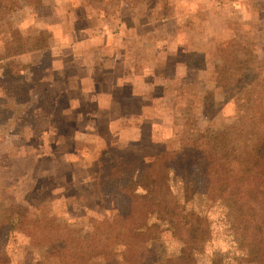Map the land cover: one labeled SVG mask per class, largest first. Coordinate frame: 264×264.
<instances>
[{"label": "rangeland", "instance_id": "obj_1", "mask_svg": "<svg viewBox=\"0 0 264 264\" xmlns=\"http://www.w3.org/2000/svg\"><path fill=\"white\" fill-rule=\"evenodd\" d=\"M263 108L264 0H0V264H60L45 231L92 251L91 221L102 231L118 209L98 182L209 145L240 116L246 129ZM156 163L159 195L142 178L148 204L125 201L130 216L100 237L117 264H264L245 205H232L242 185L221 197L219 164L168 182Z\"/></svg>", "mask_w": 264, "mask_h": 264}, {"label": "trees", "instance_id": "obj_2", "mask_svg": "<svg viewBox=\"0 0 264 264\" xmlns=\"http://www.w3.org/2000/svg\"><path fill=\"white\" fill-rule=\"evenodd\" d=\"M249 119L251 122L246 129V123L243 124V122L247 119H245L244 116H240L236 122L238 126H230L228 128L229 131H224L221 134H212V136H210L212 139L209 145L207 144V142L205 143V145L196 144L192 149H189L182 153H178L177 155H173L172 157H169V154L161 155L154 161V163H151L148 166H146L145 162L141 160V165L138 169L130 166L132 174L124 175V172H120L118 170L117 176L115 178H106L104 183L98 182V188L100 189L101 194L109 195V191H114V198L118 201L117 213L115 214L116 216H114L115 219L110 220L106 223L104 222L106 225L104 224L105 228H103L102 231L98 226L99 224H103L102 222L98 224L97 221H91V223L94 222L91 225L95 227V234H97L98 232L100 233V235L99 237H96V239L93 238L94 241H90V243L86 245V247L92 248V251L88 253L87 250L82 247L84 245L81 244L82 241L80 244L73 247H71L67 243V234H70L69 231L64 230L65 236L63 235L60 237L49 234L48 231H45L44 236H42L41 238L46 242L47 256L54 258L56 257L57 259H59L60 256V264H84L97 258H106V264H117V256H120V254L117 253L115 255L117 258L112 256V254L109 255L106 241H103L100 237L103 235L104 237L106 235H109L110 237L113 236L111 233L117 230V220L121 219L122 214L124 213L130 216L132 210L128 208L129 206L127 207V202H133V205H135V202H138L139 200H142V202H144V200H149L139 194L138 187L136 185L142 178H146L150 181L149 185L147 183L148 189L146 191L149 195V198L153 200L154 196L157 195V193L159 195L158 188L156 187V190L154 189V180L160 177V175H156L155 171V167L157 164L156 162L158 161L160 162L161 166L160 172L163 173V178H166L168 182L170 181L172 176H174L175 178H181V174L185 173L183 169H188L189 174L187 176L194 177L196 173L203 174L206 173V171H209V163L213 166H215L214 163L219 164L222 177H225L221 180L222 184H225V186L221 189V197L224 191L229 190L233 192L236 187V183L243 186L244 192L240 193L238 202L234 204L235 202L232 203L230 199L229 202L231 201L230 203H232L235 211L242 209L240 206V202L245 205L246 216L249 217V222L245 225V227L247 228V230H250L251 228L253 230H256L259 233L261 241H264V198L262 199L264 193L259 192L260 186L258 188L254 187L258 182H264V108L261 110L258 118L249 117ZM248 134H252L250 136L251 138L248 137L245 140L244 135ZM221 138L225 140V144L224 147H220L219 150L216 147L220 145ZM231 142L232 144H235L234 149L232 150V155L229 154L228 149L225 150L226 145H229ZM220 157L221 163H218V159ZM136 160L137 159H130L129 161L130 163H135ZM189 164H191V166ZM146 170L147 173H143ZM228 175L231 176L228 177ZM197 179L199 180L200 178L197 177L193 181L195 182L197 181ZM227 180L229 181L227 182ZM234 198L236 200L235 196ZM125 201H127L126 204ZM144 203L148 204L147 202ZM261 205L262 208L260 207ZM167 209L168 208H165V210ZM262 210L263 212H261L260 214H263V216H260L259 212ZM169 213L171 212L169 211ZM151 214V211L145 213V221H148V223ZM160 220L157 224L154 225V227H160V223L165 222L161 218ZM148 223L147 227H149L150 225ZM122 228L125 229V226H123ZM109 230L111 232L107 233ZM130 232L131 233L129 234V237H127V239H125V241L122 243V247L125 250H128V255L124 258L126 261L132 259L130 254L133 255V252L137 247V243H140V240H138V238L139 234L143 232V229H131ZM59 241H61L62 244H59ZM152 242L157 243L158 240L153 239ZM125 250H123L124 254ZM259 259L264 263V253L260 256V258L259 256H257L255 260L257 261ZM7 261L8 260L4 262L6 263Z\"/></svg>", "mask_w": 264, "mask_h": 264}]
</instances>
